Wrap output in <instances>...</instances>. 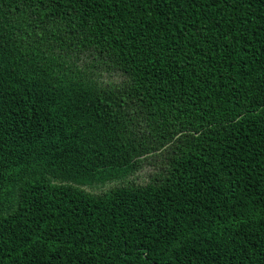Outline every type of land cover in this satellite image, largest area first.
I'll return each instance as SVG.
<instances>
[{"label":"trees","instance_id":"obj_1","mask_svg":"<svg viewBox=\"0 0 264 264\" xmlns=\"http://www.w3.org/2000/svg\"><path fill=\"white\" fill-rule=\"evenodd\" d=\"M0 264H264V0H0Z\"/></svg>","mask_w":264,"mask_h":264},{"label":"rangeland","instance_id":"obj_2","mask_svg":"<svg viewBox=\"0 0 264 264\" xmlns=\"http://www.w3.org/2000/svg\"><path fill=\"white\" fill-rule=\"evenodd\" d=\"M94 66L90 68L92 71L96 72L98 74L99 80H105L106 81H116L118 80V75L115 73L109 72L106 67L103 64H93ZM159 163L158 157H153L150 159H147V161H143L141 163V167L134 173L130 174L126 178L122 179V182H133L135 184H142L145 183L150 175L151 172L156 171V167ZM119 181H117L115 184H117ZM110 186H113L114 184H109ZM109 185H104L102 187H92L91 189H86L89 193L96 194L100 190H106Z\"/></svg>","mask_w":264,"mask_h":264}]
</instances>
